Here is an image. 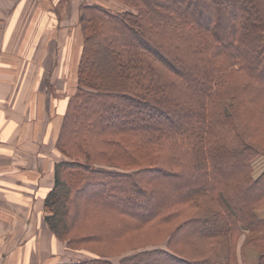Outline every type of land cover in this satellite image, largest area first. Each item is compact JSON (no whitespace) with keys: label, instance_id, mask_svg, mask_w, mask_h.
Masks as SVG:
<instances>
[{"label":"trees","instance_id":"obj_1","mask_svg":"<svg viewBox=\"0 0 264 264\" xmlns=\"http://www.w3.org/2000/svg\"><path fill=\"white\" fill-rule=\"evenodd\" d=\"M108 1L118 5L84 4L76 25L75 88L58 102L43 203L49 232L92 255L70 264H264V0ZM141 230L158 241L117 255L85 247Z\"/></svg>","mask_w":264,"mask_h":264},{"label":"crops","instance_id":"obj_2","mask_svg":"<svg viewBox=\"0 0 264 264\" xmlns=\"http://www.w3.org/2000/svg\"><path fill=\"white\" fill-rule=\"evenodd\" d=\"M38 1L32 8L33 0H12L15 11L0 34V264H69L45 224L43 203L59 158L54 139L64 97L53 70L69 55L74 65L78 46L58 50L53 28L67 12L52 13V22L51 4L44 1V9Z\"/></svg>","mask_w":264,"mask_h":264},{"label":"rangeland","instance_id":"obj_3","mask_svg":"<svg viewBox=\"0 0 264 264\" xmlns=\"http://www.w3.org/2000/svg\"><path fill=\"white\" fill-rule=\"evenodd\" d=\"M35 1L33 0L32 8L34 7ZM44 1H48V3L51 4L50 6H52V8L49 7L50 10H53V12L49 13L52 22L55 21L54 20L55 16L52 15V13H56V14L61 13L62 14V10L67 12L66 15L63 16V14H62L61 16H59V19L60 20L62 19V22L58 21V24H56V27L53 28L58 32V33L56 32L57 35L55 36V40L57 43L58 50L61 47L70 49L72 46H75V45L78 46V55L76 57H74V65L71 66L70 55H69V58L65 59L66 66H64L62 64L59 66V68H60L59 73L57 71V68H56V70H53L54 71L53 76L57 77V79H59V78L62 79V81L60 83L58 81V84H59L58 88L60 89V92H62V90H63L62 93L65 96L66 93L69 94L72 92V89H70V88H73V86L75 84V82H74L75 81V79H74L75 69H76V66L78 65L79 55H80L81 36H80V34L76 28V25H77L76 23L78 22V18L80 15V13L78 12V10H79L78 7L82 8V6L84 4L89 3V2H98V3H101L102 5L111 6V7H115L114 5H118V4L115 3L113 5L111 2H109V1L107 2V0H40L37 3L38 4L40 3L41 7L43 6L42 8H44V4H43ZM71 7H72V9H71ZM239 7H240L239 4L235 5V8L233 10V14H237L239 12V9H240ZM81 8H80V12H81ZM200 9H202V8H200ZM12 10L15 11V7H14V4H12V0H0V34L3 30V28L6 26L5 25L6 24L5 23L6 18L11 15ZM202 11L209 14L211 12V9L209 7H207V8L202 9ZM8 24H9V18L7 19V25ZM60 24L62 25V27ZM218 28H219V30H221V32L226 33L225 35H227L228 28H229L227 20L224 18L221 19V21H219ZM22 31H24V25L21 29V32ZM0 41H1V38H0ZM18 42H19V38H17L16 44L14 46H16ZM0 45H1V43H0ZM88 47H89L88 50L93 51L96 54L98 67L108 68L109 63L106 59H104V57L106 58L107 56L103 55V52H105L108 55V57L110 56L109 53H107V51H105L103 49H99V48L96 49V45L93 42H91L90 46H88ZM67 60H68V62H66ZM110 78L117 79L118 76L116 75V77L112 76ZM184 109L185 108L182 107L181 109H179V111L182 113L183 112L182 110H184ZM165 113H167V111H165ZM168 114L171 115L172 117H174L177 121L179 119H181L180 115H178L177 113L174 114L172 112H168ZM179 121H181V120H179ZM175 186L177 188V185H174V187ZM175 189L171 185V187H167L164 191H165V193H167L170 190H175ZM164 191L163 190L158 191L157 194H155L153 200H150L148 203H144L142 206L141 213H143V214L148 213L155 206V204H156L157 200L160 198L161 194H164ZM188 232H186V233H188ZM134 236H136V237H134ZM49 237H50V235H49ZM55 240H57V239H55ZM57 241L59 243H61L62 247H63V251H59L61 254V260H63L62 263H69L70 264V263H75V262H79V261H83V260H87V259L92 258V255L87 253V252L72 251L65 246L64 242H61L59 240H57ZM157 241H158V239L153 237L151 235V232H149L147 230H141V231L135 232L134 234L129 235L123 241V244L118 246V247H109V246H105V245H101V244H88V245H85V247L92 249V250H95V251H98V252H101V253L106 254V255H117L118 253L122 252L125 249H128L129 247H131L133 245H139V244H145V243H154ZM241 241H242V237L240 239V242ZM111 260L114 264H118V257H112ZM142 264H146V262L142 263ZM161 264H165V263L162 262Z\"/></svg>","mask_w":264,"mask_h":264}]
</instances>
